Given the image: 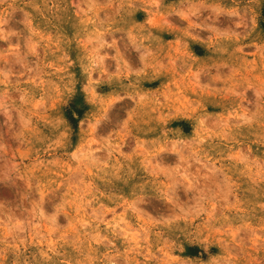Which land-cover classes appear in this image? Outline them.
I'll return each instance as SVG.
<instances>
[{
  "label": "rangeland",
  "instance_id": "374dc122",
  "mask_svg": "<svg viewBox=\"0 0 264 264\" xmlns=\"http://www.w3.org/2000/svg\"><path fill=\"white\" fill-rule=\"evenodd\" d=\"M0 264H264V0H0Z\"/></svg>",
  "mask_w": 264,
  "mask_h": 264
}]
</instances>
